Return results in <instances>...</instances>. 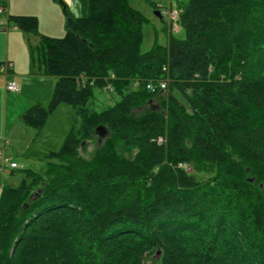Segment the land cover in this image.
I'll return each instance as SVG.
<instances>
[{
    "label": "trees",
    "instance_id": "16d2710c",
    "mask_svg": "<svg viewBox=\"0 0 264 264\" xmlns=\"http://www.w3.org/2000/svg\"><path fill=\"white\" fill-rule=\"evenodd\" d=\"M174 1L181 35L149 50L129 0H89L63 37L41 36L57 82L22 120L41 127L61 103L77 119L45 168L3 186L0 264H264V0ZM8 22L39 34L35 16ZM94 88L119 98L96 110Z\"/></svg>",
    "mask_w": 264,
    "mask_h": 264
},
{
    "label": "crops",
    "instance_id": "0c3cea01",
    "mask_svg": "<svg viewBox=\"0 0 264 264\" xmlns=\"http://www.w3.org/2000/svg\"><path fill=\"white\" fill-rule=\"evenodd\" d=\"M7 3L6 12L0 16V21L7 22L5 28L0 29V64L3 61L12 62L13 65L10 71V78L18 83L20 89L17 92L6 90V77L0 72V104L4 101L5 111L9 104L11 107L16 108L18 113L14 114L13 119L19 117L22 120V114L30 107L38 104L44 107L49 105L50 98L57 82L56 76L47 73L44 65V58L43 61L40 60V54H38L40 52L38 51L42 49L41 36L47 35L57 37L62 34V32L66 30L68 20L66 10L73 17L86 16L89 11V0H7ZM151 3L153 9L155 6L161 9L163 6L153 2ZM9 15H30L37 17L39 34L24 31L12 22H8ZM164 32L166 39L165 42L161 44H166L168 35L170 34L167 30H164ZM21 102L22 104L19 106ZM64 105V103L59 104L50 113L46 122L41 127H35L41 132L44 125L47 124L50 117H52L56 111L61 110L62 113L65 112L63 120H61V118L58 119V130L52 129L48 133V137L50 138L49 142L51 144L49 146H57L56 138H60L58 143V146H60L59 149L77 119L74 108L71 106L73 108L72 110V108H68V106ZM68 113H70L71 122L68 123L66 127V115ZM4 124L6 128V118L4 119ZM24 125L34 127L26 123ZM56 134H58L59 137H55ZM53 143L54 145H52ZM6 145L7 144H5L4 147H6ZM48 150L49 151L46 152L45 155L49 152L56 151L54 149ZM24 156L28 157L29 155L26 154ZM12 158L18 161L16 158ZM5 170H9L10 174H12L8 180L10 184L18 185L21 182L23 178L22 173L13 171L14 169L10 170L9 168ZM17 174L21 175L16 177ZM3 185L4 183H1L0 191Z\"/></svg>",
    "mask_w": 264,
    "mask_h": 264
},
{
    "label": "rangeland",
    "instance_id": "374dc122",
    "mask_svg": "<svg viewBox=\"0 0 264 264\" xmlns=\"http://www.w3.org/2000/svg\"><path fill=\"white\" fill-rule=\"evenodd\" d=\"M151 2L163 6H168L169 4L176 6L174 0H129V4L132 7L141 11L150 19V21H148L143 28L144 41L142 44V50H149L153 47L156 41L158 43H163L166 39L163 20L166 21L167 18L166 16H162L163 20L160 19V17L155 14V10L153 9ZM169 31L170 28H168L167 32L169 33ZM65 33L66 30H64L62 34L58 35L57 37H63ZM175 34L181 35V29L175 32ZM39 50L40 51L38 52L42 51V49ZM40 60L43 61L42 53H40ZM160 94L165 95L163 90L160 92ZM118 98L119 96H117L114 91L109 92L107 89L94 88V97L90 101L89 106L94 107L96 110H100L106 107L107 105L113 104ZM21 104L22 102L19 104V106ZM64 104V106L72 108L71 105L67 103ZM149 104L157 108L158 110H163V107L159 104V101L157 99L150 100ZM17 111L18 110L16 108L11 107L10 104L8 105V108L5 111L4 101L2 102V104H0V149H2L5 154L16 158L18 162L22 164V168L27 167L36 171H40L42 168H45L48 161L51 160L44 156L45 153L49 151L48 149H54L56 151L59 150L60 146H58V143L60 141V138H56L57 146H55L54 143L52 144L54 146H49L51 144L49 142L50 138L48 137V133L52 129L58 130V119L61 118V120H63L65 112L62 113L61 110L56 111V113H54V115L50 117L47 124L44 125V128L41 130V132H39L38 129H36L35 127L24 125L25 123L19 117L17 119H13L14 114L18 113ZM5 118L7 121L6 128L4 124ZM66 118L67 119L65 125L67 127L68 123L71 122L70 113L66 115ZM58 134H56L55 137H59ZM5 144H7L6 147H4ZM95 146V139L83 141L79 147L80 155H82L84 158H90ZM26 154H28L29 156L25 157L24 155ZM19 175L21 174H17L16 177H19ZM11 176L12 174H10L9 170H0V186L1 183H4L3 186L10 185L16 187L17 185H12L8 181ZM38 188L39 187L35 186L32 191H30V193L28 191L27 194H29V196L28 198L26 196V198L23 199V202L28 204V202L30 201V197L35 192H38ZM145 264H160L159 254L148 255L145 260Z\"/></svg>",
    "mask_w": 264,
    "mask_h": 264
},
{
    "label": "built area",
    "instance_id": "2783aa9c",
    "mask_svg": "<svg viewBox=\"0 0 264 264\" xmlns=\"http://www.w3.org/2000/svg\"><path fill=\"white\" fill-rule=\"evenodd\" d=\"M176 5V4H175ZM7 0H0V15H3L7 10ZM161 14L162 16H166V25L170 28L173 32H177L180 29L178 19H179V9L177 6L169 4L168 6L161 7ZM1 24H7L5 21H0ZM12 62L10 61H3L0 64V72L6 77V90L17 92L20 88L16 81L10 78V71L12 69ZM167 80L161 79L157 81H149L147 83V88L154 91L157 89H164L166 88ZM163 138L159 137L158 142H162ZM179 166L185 168L186 170H190V166L187 163H179ZM22 165L14 160L11 156L4 153L2 149H0V170H5L9 168L10 170L21 168Z\"/></svg>",
    "mask_w": 264,
    "mask_h": 264
},
{
    "label": "water",
    "instance_id": "95a60500",
    "mask_svg": "<svg viewBox=\"0 0 264 264\" xmlns=\"http://www.w3.org/2000/svg\"><path fill=\"white\" fill-rule=\"evenodd\" d=\"M155 14L160 17V12L158 10H155ZM96 133L99 134V136H104L107 133V131L102 125H100V126L97 127ZM35 197H36V194H33L30 197V199H33ZM26 206H27V204H26Z\"/></svg>",
    "mask_w": 264,
    "mask_h": 264
}]
</instances>
